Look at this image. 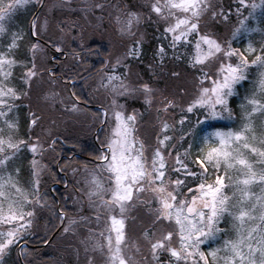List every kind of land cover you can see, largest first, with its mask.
Returning a JSON list of instances; mask_svg holds the SVG:
<instances>
[{"label":"snow or ice","instance_id":"1","mask_svg":"<svg viewBox=\"0 0 264 264\" xmlns=\"http://www.w3.org/2000/svg\"><path fill=\"white\" fill-rule=\"evenodd\" d=\"M105 18L118 55L93 39ZM153 20L149 67L189 69L174 90L125 62ZM57 113L96 143L61 134ZM69 173L73 214L54 195ZM53 229L83 264H264V0H0V264H38L30 242Z\"/></svg>","mask_w":264,"mask_h":264},{"label":"trees","instance_id":"2","mask_svg":"<svg viewBox=\"0 0 264 264\" xmlns=\"http://www.w3.org/2000/svg\"><path fill=\"white\" fill-rule=\"evenodd\" d=\"M222 3L224 4V2H222ZM105 16H106V14H105ZM103 21L105 22V21H107V19L105 18ZM104 22L92 21L93 25H97V24H98V26L101 25L99 30L95 34L96 37H93V39L102 45V52L103 53H105L107 46H106V43H101V42L104 40L108 41V38H110V39L115 38L113 36V33H111V31L109 30L108 26L104 25ZM96 27H94V28H96ZM157 27H158V25L155 22L154 23L153 22H147L141 26V32L144 33L145 35L143 36V44H142L143 54L141 56V61L137 63L138 64L137 69H138L139 73L142 75V78L144 80H148L149 78H153L155 80V82L158 81V83H161L163 81V83L160 84L159 88L164 89L165 88V84H164L165 81H164V77H163V75H164L163 69L164 68L159 67V68H156L155 70H153L149 67V65L153 62V60H152L153 46L157 42H159L157 39V37H158ZM107 33H110V34L107 35ZM111 34H112V36H111ZM99 39L102 41H100ZM100 61H101V57H99V56L93 58V60H92L93 72L95 70L97 71L99 64H100ZM174 64L178 67H176V71H172V72H182V73L187 72L188 73V71H187L188 69L185 68V66L182 65L181 63L175 62V61H173L171 63L166 62V65L170 66L172 68L174 67ZM77 71L80 72L81 75H84L83 71H81L80 69H77ZM183 82H184L183 79L176 80L175 85L183 83ZM83 83H84L83 80L78 81L77 87H76L77 92L80 91V85H82ZM93 99L95 100V97ZM129 103L133 106L137 105L136 107L142 106L139 101L129 102ZM57 120H58L57 127H58L59 132L61 134L65 135V136H78L80 144L85 146L86 148H90L91 146H93L96 143L93 139V134L88 133L86 127L84 126L86 122L83 123L80 120L76 119L75 114L66 115V118H62V120H63L62 123L60 122L61 120H59V117H57ZM75 121H76V124L79 123L80 125L78 127L72 128V126H73L72 123H74ZM68 125H70V126L67 127ZM73 130H74V132H73ZM71 146L72 145L70 142L68 145H66V148H70ZM87 156H88L87 151L80 152L78 155V161L82 160V158H86ZM63 184L64 183L61 180L59 182V184L57 185L58 191L54 194L55 199L59 200L61 205H64V203H65V200L62 199V196L69 195L68 191L72 190L71 187H68L67 191H65V188L62 187ZM71 197H72V195L69 196L70 200H72ZM68 201L69 200L67 199L66 203H68ZM48 227H51V224L48 225ZM53 230L51 232H49V235L53 232ZM54 241H53V243H50L48 246L42 247L40 250L36 249V251H42V250L47 251V250H49L50 253L55 254V256L50 257L51 260L58 261L59 264H70V262L68 261L69 259L66 257V255L61 256V255H58L55 252H53L52 248H56L59 250V243L55 244ZM52 245H54V246L52 247ZM62 254H64L63 251H62ZM45 259H46V257H44V254L41 253L40 256L38 257V264H46V262L48 264H50L51 260L44 262Z\"/></svg>","mask_w":264,"mask_h":264},{"label":"rangeland","instance_id":"3","mask_svg":"<svg viewBox=\"0 0 264 264\" xmlns=\"http://www.w3.org/2000/svg\"><path fill=\"white\" fill-rule=\"evenodd\" d=\"M222 2H224V5H225V7H227L230 3H231V0H221V3ZM77 3H78V0H71V4H72V7H73V9L76 7V5H77ZM100 22H104V21H100ZM151 22H155L154 20L153 21H151ZM100 25V24H99ZM104 25L105 26H108V23H107V21H105L104 22ZM94 27H96V26H98V24L97 25H93ZM101 26V25H100ZM100 26H98L99 28H100ZM112 33V32H111ZM108 34H110V33H107V35ZM111 36H112V34H111ZM113 36L115 37V38H108V41H102V40H100V41H102L101 43H106V46H107V48H106V50H105V54H107L109 51H111L113 54H119V53H121L122 52V50H123V44H122V39L123 38H121L120 36H118L117 34H114L113 33ZM94 37H96V35L94 36ZM103 38V37H102ZM134 58H130V59H128V60H126L125 62L126 63H129L130 64V66L133 68V71L139 76V77H141L142 78V75L139 73V71H138V69H137V62L135 61V60H133ZM93 60V59H92ZM175 62H179V61H175ZM91 63H92V61H91ZM179 63H181L182 65H184L182 62H179ZM100 66V65H99ZM185 66V68H187V66L186 65H184ZM176 67H178V66H176L175 64H174V67L172 68V67H170V66H164L163 68V77H164V81H165V88L164 89H166V88H168V89H173L174 90V88H175V82H176V80H173L172 78H171V73H172V71H176ZM174 69V70H173ZM188 69V68H187ZM120 70V69H119ZM92 71H93V69H92ZM187 71H189V69L187 70ZM16 72L18 73L19 72V69H17L16 70ZM185 76L187 75V72H184L183 73ZM143 79V78H142ZM161 83H163V81L161 82ZM161 83H158V81H156L155 82V87L156 88H158V89H160L159 87H160V84ZM164 89H160V90H164ZM85 92H87V89H85ZM33 99H35V97H33ZM95 101H96V103H100V98H96L95 97ZM26 103V102H25ZM95 103V104H96ZM27 111V109L26 108H23L22 107V109H21V117H23V115H24V113ZM57 115V117H59V120H61L60 122L62 123V118H66V115H61L60 113H57L56 114ZM75 117H76V119H78V120H80L81 122H83V123H85V121H84V118H83V116H76L75 115ZM141 120H142V130L144 131V132H149L150 130V124H149V122H148V116L146 115V114H143L142 113V116H141ZM21 122H24L23 121V119H21ZM73 124V126H72V128H74V127H78L80 124L79 123H77L76 124V121L74 122V123H72ZM21 125H22V123H21ZM71 125V124H70ZM70 125H68L67 127H69ZM73 132H74V130H73ZM45 179H47V178H45ZM70 195H72V192L70 191L69 192V195H68V198H69V196ZM74 195V194H73ZM72 195V196H73ZM71 199H72V197H71ZM72 203H73V201L71 200V205H72ZM70 204H68L67 205V203H66V207L68 208L67 210H69V211H71L72 212V208H70V206H71ZM73 214V213H72ZM48 221V219H42V224L45 222V221ZM51 224V223H50ZM50 224H48V225H50ZM46 225V224H45ZM221 227H224V225H221ZM41 230H45V228H42ZM55 244H61L62 243V247L58 250V249H55V253L56 254H58V255H66V257L69 259L68 261L70 262V263H72V264H83V260H84V253H83V251L81 250L80 252H79V254H77V252H76V244H75V240L73 239V236L71 235V234H68V235H63L62 237L61 236H57V238L55 239ZM62 251H63V253L64 254H62ZM96 255V257H97V260H98V262L100 261V256H99V254L98 253H96L95 254ZM53 256H55V254H53ZM52 256V257H53ZM56 258V257H55ZM162 259H166V257H161ZM9 260H10V258H9ZM51 261H54V260H51ZM45 262V261H44ZM46 264H48L47 262H46Z\"/></svg>","mask_w":264,"mask_h":264},{"label":"flooded vegetation","instance_id":"4","mask_svg":"<svg viewBox=\"0 0 264 264\" xmlns=\"http://www.w3.org/2000/svg\"><path fill=\"white\" fill-rule=\"evenodd\" d=\"M136 108V107H135ZM138 110H140L141 111V113H143V111L141 110V108H137Z\"/></svg>","mask_w":264,"mask_h":264}]
</instances>
